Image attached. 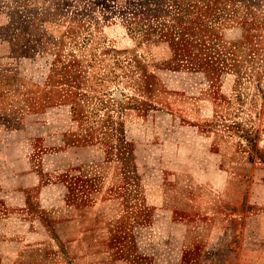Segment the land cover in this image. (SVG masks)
Returning a JSON list of instances; mask_svg holds the SVG:
<instances>
[{
  "label": "rangeland",
  "instance_id": "374dc122",
  "mask_svg": "<svg viewBox=\"0 0 264 264\" xmlns=\"http://www.w3.org/2000/svg\"><path fill=\"white\" fill-rule=\"evenodd\" d=\"M101 188L111 264L227 263L264 211V0H0V264Z\"/></svg>",
  "mask_w": 264,
  "mask_h": 264
},
{
  "label": "crops",
  "instance_id": "0c3cea01",
  "mask_svg": "<svg viewBox=\"0 0 264 264\" xmlns=\"http://www.w3.org/2000/svg\"><path fill=\"white\" fill-rule=\"evenodd\" d=\"M98 192L101 197L90 203L65 202L57 205L60 215H53L51 228L36 232L41 241L35 245V250L42 255L34 260L36 264H67V259L72 260V264H111L108 262V219L101 214L108 201L102 193H107V190L101 188ZM113 198L118 199V193ZM241 233V242L231 252L226 264H264V211L247 215ZM221 237L219 235L218 238ZM96 238L102 242L93 243ZM56 241L64 243V251L55 246ZM20 255L19 264L29 261L22 257V253Z\"/></svg>",
  "mask_w": 264,
  "mask_h": 264
},
{
  "label": "trees",
  "instance_id": "16d2710c",
  "mask_svg": "<svg viewBox=\"0 0 264 264\" xmlns=\"http://www.w3.org/2000/svg\"><path fill=\"white\" fill-rule=\"evenodd\" d=\"M247 137H248L249 141L252 142V137H251V135H247ZM251 158H252V153H251Z\"/></svg>",
  "mask_w": 264,
  "mask_h": 264
}]
</instances>
